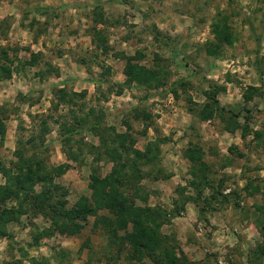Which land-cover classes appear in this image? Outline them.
<instances>
[{
    "label": "rangeland",
    "instance_id": "obj_1",
    "mask_svg": "<svg viewBox=\"0 0 264 264\" xmlns=\"http://www.w3.org/2000/svg\"><path fill=\"white\" fill-rule=\"evenodd\" d=\"M96 7L102 25L95 24ZM217 20L230 43L212 34ZM94 27L112 48L99 57L106 72L92 56ZM2 48L14 63L11 78L0 81V163L10 176L0 174V264H139L131 251L105 260V251L115 258L116 249L105 248L93 217L62 216L64 207L90 199L92 174L103 178L112 168L104 156L92 163L87 153L98 139L88 129L74 137L88 151L81 163L62 153L59 123H76L71 109L89 124L87 114L101 113L102 135L106 127L129 131L134 148L153 157L134 173L140 181L126 168L129 178L118 189L166 213L160 235L170 248L145 254L144 264H264V0H0V57ZM137 51L147 69L157 59L164 68L158 89L125 85L117 54ZM32 54L35 63L26 66ZM60 90L85 95L78 107L54 111ZM40 116H51L46 134ZM187 148L201 151L200 163L184 157ZM19 156L32 169L39 161L44 172L17 186ZM64 164L69 168L57 176L53 170ZM42 192L49 196L36 201ZM72 222L82 230L61 231ZM43 231L49 236L35 243Z\"/></svg>",
    "mask_w": 264,
    "mask_h": 264
},
{
    "label": "trees",
    "instance_id": "obj_2",
    "mask_svg": "<svg viewBox=\"0 0 264 264\" xmlns=\"http://www.w3.org/2000/svg\"><path fill=\"white\" fill-rule=\"evenodd\" d=\"M97 10V7L93 10L94 21L96 25H102L104 24V20L102 19L103 14L101 11ZM215 24L212 26V34H214L217 41L226 42L227 44L230 43L231 37L226 28L224 29L223 26L221 27L218 25V20ZM89 33L91 36V43L94 47L92 56L97 62V67L103 70V72H106L108 69L102 61H99V57L102 55L107 56L109 51H112L111 46L108 44V37L103 30L96 29L95 27L91 29ZM8 50L9 49H1L2 57H0V81L9 80L13 73L11 66L14 63V60L9 58ZM210 53L213 52L211 51ZM118 56H121V58L125 60L124 73L127 79V83H125V85L130 83L136 84L144 90L145 88H153L156 90L161 87V85H163L161 81L160 83L157 81L158 76L165 72L163 67L159 68V59L154 61L155 69L151 70L140 64L144 58V55L139 51L135 52L134 55L129 57H124L123 55L117 54V57ZM36 58L37 55L32 54L31 60H29L25 65L33 66ZM76 62L88 68V65L85 63L84 59H78ZM103 72L101 71V78L104 76ZM109 84L111 85V83ZM115 86H119L120 88L123 85ZM121 91L122 90L119 89L117 94H120ZM84 95L85 92L68 93L60 90L55 95L56 102H52V108L54 111L57 110L60 105L76 108L78 107L77 100L83 98ZM71 110L68 111V114L70 117L73 115V117L76 118V123H74L72 126H66L63 124L64 122L59 123V125L62 126L59 131L62 144V153L68 160H71L75 163H81L83 161L82 155L84 151H82L81 147L79 148L77 145H74V137L82 131V128L88 129L97 137L98 144L97 146H91V153L88 151V153L86 151L85 152L93 156L92 163L95 161H100V157L104 156L108 159V161H110L112 168L111 172L103 178L92 174L90 177V183L88 185V189L91 191L90 199H87V197H82L76 205L72 206L68 210H66V207H62L63 210H65L63 211L62 216L68 217L70 220L74 218H81L80 220H84L87 216L94 218V226L97 228V230H100L103 233L106 239L105 248L114 246L116 249L115 258L111 255V251H105V260L107 262L114 259L118 260L120 254L124 251L129 253L131 251V256L129 255L130 258L139 262V264H144L142 259L144 258L145 254L151 252L155 253L162 249H164V252H167L168 248L170 247L168 245L166 246L165 241L160 235L161 225L167 224L166 213H163L158 208L154 209L148 206H138L136 204V201H138V194L136 192L131 197H125L121 192L118 191L120 184L129 178L128 175L126 176L122 174L126 168H131V179L135 178L137 182L141 179L139 180L136 177L137 174L134 173L142 171V168L153 164V157L151 156L149 149L146 148L144 151L135 149V141H131V136L129 133L127 134L129 131L118 133L114 129L106 127L107 129L104 128L105 132L106 130L108 132L106 135H102V131L100 129L103 125L104 117L101 113L98 114L92 110L90 114H87L86 117L89 115L88 118H91L94 122L93 124H89L88 119H86L84 116L77 115ZM4 111L5 109L0 107V117L1 113H4ZM40 117V131L43 132V134H46L47 130L43 123H45L47 119H51V116ZM123 124L125 127H127V130H129L128 123L123 121ZM4 136L5 131L0 128V146L3 143ZM35 152L37 153V151ZM184 157L191 163H200L201 151L199 149L187 148L184 151ZM24 162L25 161L22 162L21 157L19 156V160L15 164L16 174L12 176V179L14 180V184L17 186L21 184L20 178H23L24 181H29L32 177H34L36 172H44L42 171L44 169L41 167V165H37L39 164V161L37 162L34 169H32L31 165H25ZM68 168V164L60 165L56 167L53 172H55L58 176L65 172ZM0 174L5 175L6 179L10 178V176L7 175L8 173L1 166V163ZM38 176L39 178H42L41 175ZM160 179H162V177ZM44 180L45 178L43 181ZM201 180L202 179L194 182L199 183ZM194 182H191L190 185L197 187V184ZM21 195L22 194H18L16 199H18ZM48 196H45V193L42 192L41 194L36 195V201H42L44 197ZM143 202H145V200ZM20 203L22 202L20 201L19 204ZM22 206L23 205H20L19 208ZM100 212H105L107 215H100ZM82 228L83 227H81V225L72 222L71 225H63L61 231L67 234H75L78 231L80 232ZM128 228H130V230ZM47 236H49V234L43 231L34 237V242L38 243L41 238H46ZM257 258H259V256Z\"/></svg>",
    "mask_w": 264,
    "mask_h": 264
}]
</instances>
